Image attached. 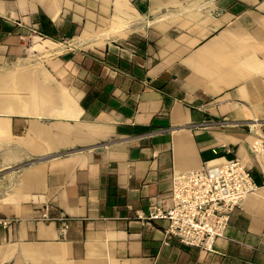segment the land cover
Here are the masks:
<instances>
[{"label":"crops","instance_id":"obj_1","mask_svg":"<svg viewBox=\"0 0 264 264\" xmlns=\"http://www.w3.org/2000/svg\"><path fill=\"white\" fill-rule=\"evenodd\" d=\"M0 37V264H264V188L214 253L146 218L179 173L263 172L264 0H0Z\"/></svg>","mask_w":264,"mask_h":264},{"label":"built area","instance_id":"obj_2","mask_svg":"<svg viewBox=\"0 0 264 264\" xmlns=\"http://www.w3.org/2000/svg\"><path fill=\"white\" fill-rule=\"evenodd\" d=\"M264 156V138L253 146ZM215 164L179 173L173 179L170 206L152 205L147 220L165 219L162 246L173 240L208 253L225 237L234 211L250 195L264 188V170L257 178L239 158H220ZM44 217H47L45 214ZM5 228L12 222L0 220Z\"/></svg>","mask_w":264,"mask_h":264},{"label":"trees","instance_id":"obj_3","mask_svg":"<svg viewBox=\"0 0 264 264\" xmlns=\"http://www.w3.org/2000/svg\"><path fill=\"white\" fill-rule=\"evenodd\" d=\"M11 29L9 28L8 31H10ZM45 31V30H44ZM43 34L45 35H48L47 33H44L42 32ZM56 39V38H54ZM0 41H1V37H0ZM89 102V95L88 97L85 98V100L82 102V106L85 108V109H88V106H87V103ZM94 110V109H93Z\"/></svg>","mask_w":264,"mask_h":264},{"label":"rangeland","instance_id":"obj_4","mask_svg":"<svg viewBox=\"0 0 264 264\" xmlns=\"http://www.w3.org/2000/svg\"><path fill=\"white\" fill-rule=\"evenodd\" d=\"M138 6H140V3L138 4ZM98 7V6H97ZM142 10L145 12L146 9L144 7H142ZM98 11L96 12V15H97Z\"/></svg>","mask_w":264,"mask_h":264}]
</instances>
